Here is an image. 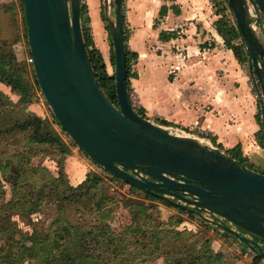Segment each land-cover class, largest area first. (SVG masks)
Wrapping results in <instances>:
<instances>
[{
    "label": "water",
    "instance_id": "95a60500",
    "mask_svg": "<svg viewBox=\"0 0 264 264\" xmlns=\"http://www.w3.org/2000/svg\"><path fill=\"white\" fill-rule=\"evenodd\" d=\"M21 1L39 88L60 126L84 155L130 186L172 206L188 210L187 204L192 205L205 220L209 219L203 212L214 214L212 223L264 259V173L217 146L172 133L132 107L124 1L112 0L111 19L109 0H103L114 57L116 103L102 89L85 48L80 0ZM224 2L255 82L264 130V0Z\"/></svg>",
    "mask_w": 264,
    "mask_h": 264
},
{
    "label": "trees",
    "instance_id": "16d2710c",
    "mask_svg": "<svg viewBox=\"0 0 264 264\" xmlns=\"http://www.w3.org/2000/svg\"><path fill=\"white\" fill-rule=\"evenodd\" d=\"M20 5L24 15L21 0ZM86 9V5L80 3V23L85 48L102 89L108 98L116 103L114 75L107 72L99 50L90 48L92 38L89 27L83 23ZM102 18L105 20L103 12ZM213 25L223 38L224 45L233 51L236 59L240 63L246 60L238 33L230 17L221 14ZM159 37H164L163 32H160ZM126 40L125 34L129 90L130 65L136 53L127 49ZM18 63L21 62L13 53L7 57L0 55V82L17 92L20 100L29 102L31 99L27 82L29 69L24 66L20 73H16L17 70L13 67ZM111 63L114 65L113 51ZM31 72L35 86L41 91L34 70L31 69ZM1 96L5 97L0 90ZM137 112L144 116L143 109L140 108ZM52 118L69 143L76 146L53 114ZM160 123L168 124L165 120H161ZM9 129L27 131L28 134L26 147L23 150L0 154V264H25V262H30V264H143L155 258L165 261L169 252H176L180 264L226 263L224 254L212 249L210 237L196 235L192 239H187L180 236L176 228L182 219L175 218L169 223L159 221L157 218L160 216V211L151 205L150 201L160 198L149 193L144 194L147 201L130 197L122 202V206L128 213L129 223L121 226L120 230L111 226L113 213L118 205L111 197L103 193L87 198L86 206L93 220L82 219L74 223L66 219L63 214L66 208H71L70 204L82 202V197L95 191L101 181L100 176L89 171L85 179L76 186L68 182L64 168V156L70 152L69 145L41 116L32 114L26 120L14 123ZM2 132L0 130V135ZM256 138L258 143L264 147L262 128L256 133ZM46 146L55 148L60 154V157L55 160L58 167L57 174L41 163L32 164V160L41 152L37 149L44 151ZM237 148L238 146L227 152L244 165L253 168L252 164L236 151ZM42 154L45 155V152ZM111 177L117 179L113 175ZM5 185L9 188L8 197ZM54 202L55 217L52 221L47 226H44V223H37L33 215L41 212L44 206ZM166 204L170 205L167 202ZM186 212L190 216L196 214L192 211ZM154 218L158 220L157 223L152 222ZM18 220H24L25 224L30 227V231L24 230ZM58 250L61 251L60 254L57 253ZM261 259L255 253L252 263L257 264Z\"/></svg>",
    "mask_w": 264,
    "mask_h": 264
},
{
    "label": "crops",
    "instance_id": "0c3cea01",
    "mask_svg": "<svg viewBox=\"0 0 264 264\" xmlns=\"http://www.w3.org/2000/svg\"><path fill=\"white\" fill-rule=\"evenodd\" d=\"M208 2L124 0V31H132L126 45L136 53L129 86L148 119L159 118L187 130L204 129L208 133L206 143L226 152L238 146L236 151L252 166L264 169V147L256 138L262 128L256 116L260 107L258 99L252 98L255 89L250 87L251 75L224 45L213 25L219 14ZM161 5L165 6V19L155 25L152 18ZM89 7L106 65L108 48L97 0L89 1ZM93 166L91 161H84L85 171ZM214 229L210 244L214 251L224 254L225 264H253L255 253L247 244L234 238L236 250H232L229 237H221ZM257 264H264V259Z\"/></svg>",
    "mask_w": 264,
    "mask_h": 264
},
{
    "label": "rangeland",
    "instance_id": "374dc122",
    "mask_svg": "<svg viewBox=\"0 0 264 264\" xmlns=\"http://www.w3.org/2000/svg\"><path fill=\"white\" fill-rule=\"evenodd\" d=\"M89 1L91 0H80L81 4H85L87 9L86 13L83 16V23L89 27V32L92 38V44L90 48H96L99 50V41L98 35L95 33L91 25V15H90V7ZM124 1V0H123ZM208 6L213 7V12L219 14H225L227 17H230L229 12L227 10L226 4L224 0H209ZM165 6L161 5L159 7V11L157 15L153 17V23L157 25L162 20L165 19ZM167 8V7H166ZM97 10L100 13V18L102 20V26L104 28L103 39L107 44L108 48V60L106 62V69L109 74H113L114 66L111 63L112 56V47H111V38L109 29L107 28L106 19L103 20L102 12H103V0H97ZM108 16L113 19V4L112 0H109V13ZM126 36L129 38L131 36L132 31L127 28ZM125 32V31H124ZM175 33V31H173ZM176 34V33H175ZM19 48V50H18ZM151 50L153 48L150 46ZM161 51V50H160ZM15 54L17 60H20L21 63L15 64L14 69L17 70L16 73H20L24 69V66L29 69L28 72V80L25 78L29 84V93H30V101L24 102L20 100L19 94L10 89L9 86L0 82V90L3 92L5 97H0V130L3 131L0 135V154L2 153H14L23 150L26 147V137L28 132L21 131L18 129L10 130L9 127L12 126L16 122H22L28 118V116L32 114H36L44 118L50 127L57 132L61 138L68 143L70 152L65 155L64 160V168L66 173V179L68 182L76 186L80 182L85 179L86 173L91 171L96 175L100 176L101 181L98 184V188L95 191L90 192L87 196L82 197V202H76L74 205H71V208H66L63 212L66 219L71 222L77 223L82 221V219L93 220L91 217L88 208L86 206L87 198L92 197V195L98 196L100 193L111 197L112 200L115 201V204L118 207L114 210L113 218L111 222V226L116 230H120L121 226L129 223V216L126 209L122 206V202L130 197L136 199H144V192L137 190L134 187H131L129 184H126L124 181L119 178L113 179L107 171L93 163L84 153L77 147L69 143L65 134L61 131L59 126L53 121L52 112L45 102V98L41 91L34 84V78L32 76L31 69H33L32 62H28L30 57L29 53V45L27 41V35L25 30L24 23V15L21 9L20 0H0V55H5L6 57L10 54ZM101 53V52H100ZM132 64V60H131ZM131 70V65H130ZM130 84V81H129ZM251 87V86H250ZM129 91H133V89L129 86ZM252 98L257 100L256 92L252 89ZM140 110V108H138ZM137 109V111H138ZM145 116V114H144ZM257 119L260 121V113H257ZM146 117V116H145ZM151 120V119H149ZM154 123L164 126L172 133H180L177 130L176 125H164L161 124V119L152 118L151 120ZM41 151L40 154L32 160V164L36 165L41 163L47 169H49L54 174H57L58 167L56 165L55 160L60 157L59 152L50 146L44 147V151L42 149H37V151ZM45 152V155L42 154ZM91 161L94 165L92 169L85 171L84 161ZM254 167V166H252ZM256 167V166H255ZM253 168L258 172H264V169ZM85 173V174H84ZM7 191V197L9 195V188L5 185ZM147 201V200H145ZM151 205L156 207L160 211V216L157 218L159 221L164 223L172 222L175 218L182 219L180 225L177 226L176 230L180 234V236L192 239L196 235L202 237H210L214 233L211 232L214 227L210 222H207L203 219L199 214L188 215L189 213L179 209L175 206L168 205L166 202L160 199H153L150 201ZM78 204V205H77ZM55 202L44 206L41 212L34 214L33 218L37 223H44V226H47L52 219L55 217L54 207ZM17 219V218H16ZM157 219H152L153 223H157ZM19 225L27 231H30V227L25 224L24 220H18ZM40 226V225H38ZM216 229V228H215ZM215 231V230H214ZM221 234V237H226L230 239L228 241V245L232 248V250H236L235 245H233L234 238L232 234L223 230L221 227H218L216 233ZM229 233V235H226ZM233 238V239H231ZM60 250L57 251L60 254ZM167 258L165 261L161 258L150 259L143 264H180L177 257L176 252L167 253ZM25 264H30V262H25ZM138 264V263H136Z\"/></svg>",
    "mask_w": 264,
    "mask_h": 264
},
{
    "label": "built area",
    "instance_id": "2783aa9c",
    "mask_svg": "<svg viewBox=\"0 0 264 264\" xmlns=\"http://www.w3.org/2000/svg\"><path fill=\"white\" fill-rule=\"evenodd\" d=\"M251 14L253 15L254 13L251 11ZM28 62H32V57L30 56L29 59H28ZM241 67L244 69V71L248 74L249 73V70H248V67H247V62L246 60L242 61L241 62ZM250 74V73H249ZM250 86L251 88H254L255 86V82L252 80L250 81ZM128 96H129V100H130V103L132 105V107L137 111V109L140 107V103H139V100H138V96L136 94V92L133 90V91H129L128 90ZM177 130H179L180 133H177V134H182V135H191L197 139H200L202 142H207V137H208V133L206 130L204 129H198L197 131H193V129L191 130H187L183 127H180V126H177ZM205 142V143H206ZM206 218H208L209 220H206L207 222H210L217 230L218 226L214 223H212V221L216 220V216L214 214H210V213H206V212H203L202 213Z\"/></svg>",
    "mask_w": 264,
    "mask_h": 264
},
{
    "label": "flooded vegetation",
    "instance_id": "af4514ba",
    "mask_svg": "<svg viewBox=\"0 0 264 264\" xmlns=\"http://www.w3.org/2000/svg\"><path fill=\"white\" fill-rule=\"evenodd\" d=\"M185 196H187V194H184ZM171 198H173L175 201H177V202H180V203H182V204H184V202H182L181 200H179V198L178 197H171ZM185 204H187V203H185ZM187 206L189 207V209L188 210H184V211H192V212H194L193 211V206L192 205H189V204H187ZM177 208H179V207H177ZM179 209H181V208H179ZM183 210V209H182Z\"/></svg>",
    "mask_w": 264,
    "mask_h": 264
}]
</instances>
